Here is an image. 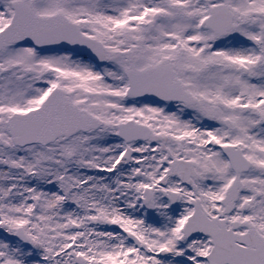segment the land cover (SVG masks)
I'll use <instances>...</instances> for the list:
<instances>
[{
    "label": "snow or ice",
    "instance_id": "1",
    "mask_svg": "<svg viewBox=\"0 0 264 264\" xmlns=\"http://www.w3.org/2000/svg\"><path fill=\"white\" fill-rule=\"evenodd\" d=\"M0 264H264V0H0Z\"/></svg>",
    "mask_w": 264,
    "mask_h": 264
}]
</instances>
